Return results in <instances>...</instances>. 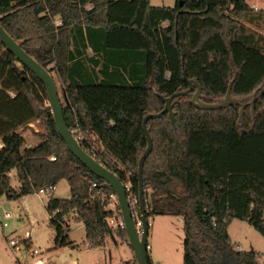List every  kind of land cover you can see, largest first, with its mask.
<instances>
[{
	"label": "trees",
	"instance_id": "trees-1",
	"mask_svg": "<svg viewBox=\"0 0 264 264\" xmlns=\"http://www.w3.org/2000/svg\"><path fill=\"white\" fill-rule=\"evenodd\" d=\"M247 1L0 0L2 28L60 81L64 120L80 147L137 196L142 121L162 111L159 96L195 80L201 101L217 103L235 74L231 96L243 104L261 88L242 116L236 105L197 110L189 95L172 102L174 128L167 115L146 123L153 144L142 173L146 217L182 219V264H259L256 252L235 250L227 232L239 220L264 234V43L244 34V22L261 20ZM47 100L40 80L1 45L0 196L16 200L65 180L70 197L45 203L54 246L69 244L72 216L90 247L103 246L115 232L106 210L113 191L67 150ZM35 121L45 134L26 148L22 131Z\"/></svg>",
	"mask_w": 264,
	"mask_h": 264
},
{
	"label": "rangeland",
	"instance_id": "rangeland-1",
	"mask_svg": "<svg viewBox=\"0 0 264 264\" xmlns=\"http://www.w3.org/2000/svg\"><path fill=\"white\" fill-rule=\"evenodd\" d=\"M153 7H174L176 0H149ZM249 6H258L259 12L254 16L264 18V0L251 1ZM250 14V13H249ZM245 36L257 37L262 34L264 40V24L261 22H244ZM259 26V27H258ZM51 66H48L50 69ZM53 76L60 102L64 106L60 81ZM49 107L48 100L44 104ZM32 127L22 131L24 146L34 147L42 141L45 126L41 121H35ZM10 185L18 189L15 172L10 174ZM68 199L70 190L67 182L61 180L50 191L34 193L16 200H7L0 196V264H136L133 253L128 245L127 236L114 234L107 237L103 246L92 248L85 239L84 226L76 222L72 216L68 221V242L62 247L53 244L54 231L49 226V217L45 210V203L49 196ZM13 214L14 218L3 219V216ZM147 252L150 264H182L184 232L182 222L172 216H155L149 218ZM6 223V226L2 225ZM231 244L244 252L253 249L256 260L263 263L264 234H260L247 223L233 220L227 229ZM29 234V235H28ZM29 239V240H28ZM10 240L18 241L16 248L11 247ZM28 246V247H27ZM36 250L37 254L33 255Z\"/></svg>",
	"mask_w": 264,
	"mask_h": 264
},
{
	"label": "water",
	"instance_id": "water-1",
	"mask_svg": "<svg viewBox=\"0 0 264 264\" xmlns=\"http://www.w3.org/2000/svg\"><path fill=\"white\" fill-rule=\"evenodd\" d=\"M182 1H180V6ZM0 43L3 45L4 49L12 54L17 60L18 64L30 73L35 75L43 86L46 89L49 108L53 117L54 124L56 126L57 132L64 141L67 150L83 164L88 171L93 174L95 177L103 181L101 185L103 188H110L116 196L118 208L124 223V230L127 236L128 245L133 253L136 264H150L148 253L146 250L147 247V238H148V229L149 221L146 217V206L144 199L143 191V166L146 158L152 150V139L150 137L149 131L146 129V123L148 120L161 118L164 115H167L171 126L175 127V113L172 110V102L174 99L179 97L190 96L189 103L196 108L197 110H207V111H216L222 110L228 106L236 105L240 107V116L243 115L244 109L247 105H250L253 108L257 91L261 88H258L253 94L250 103L243 104L241 99H237L231 96V89L234 81L236 80L237 74L234 75V78L228 84L227 92L222 100L217 103L207 104L201 101V86L195 80H188V88L184 91L176 92L173 95L164 98L159 96L161 102L164 104V108L161 112L155 114H147L142 121V130L146 138L147 146L144 150L142 156L138 161L137 167V190H138V214L139 220L141 223V233L137 232L135 227V220L133 218L132 210L130 209L125 189L123 184L117 178V176L108 170L103 165L99 164L95 159L88 155L79 145L78 141L71 134L69 129L66 126L64 115H63V106L60 102L58 95L57 86L51 72L48 68L41 66L33 57L28 55L20 45L14 41L2 28L0 25ZM63 99L67 102L64 92ZM176 102V101H174ZM253 249H250L249 253H253Z\"/></svg>",
	"mask_w": 264,
	"mask_h": 264
},
{
	"label": "built area",
	"instance_id": "built-area-1",
	"mask_svg": "<svg viewBox=\"0 0 264 264\" xmlns=\"http://www.w3.org/2000/svg\"><path fill=\"white\" fill-rule=\"evenodd\" d=\"M0 49H1V43H0ZM10 95L13 96L12 93H10ZM71 134H72V132H71ZM77 139H80V138H77ZM54 159H55L54 157L50 158L51 161H53ZM92 186L95 187V186H97V184L93 183ZM123 186H124V189H125V193H126V197H127L130 209L132 210L133 218L135 220L134 221L135 222V227L137 229V232L140 234L141 233V223H140V220L138 218L139 217L138 211H136V208H138V196L135 195L133 193V191L131 190L130 183L123 184ZM52 189L53 188H51V187L47 188L48 191H50ZM47 190H44V191L40 190L38 193L42 194L44 192H47ZM106 210L110 212V216L107 218L108 225L113 230H116V231L124 230V223H123V220H122V217H121V214H120V210L118 208L116 196H115L114 193H112V194H110L108 196V204L106 206ZM11 218H14L13 214L6 213L3 216V219H11ZM149 225H150V223H149ZM2 226L5 227L6 223H4ZM9 244H10L11 247L16 248V246L18 245V241L10 240ZM150 249L151 248H150L149 244L147 243V247H146L147 252ZM238 251H240V250L238 249ZM36 254H37V251L34 250L33 251V255H36ZM36 264H44V262L43 261H38Z\"/></svg>",
	"mask_w": 264,
	"mask_h": 264
},
{
	"label": "crops",
	"instance_id": "crops-1",
	"mask_svg": "<svg viewBox=\"0 0 264 264\" xmlns=\"http://www.w3.org/2000/svg\"><path fill=\"white\" fill-rule=\"evenodd\" d=\"M251 1H258V0H250V1H247V4H248V6H249V2H251ZM92 4H88V5H86V10H90V9H92ZM249 9H250V11L251 12H253V13H258L259 12V8H258V6H249ZM257 22H261V24H264V18H262L260 21H257ZM167 25V23L165 22V23H163L162 24V27H165ZM259 27V26H258ZM256 39L257 40H259V44H263L264 43V40H263V38H262V34H259V35H257V37H256ZM86 52V56H87V58H90L91 56H92V52L88 49V50H86L85 51ZM33 123H30V124H28V127H32L33 125H32ZM176 218H178V217H176ZM178 220L180 221V222H182V219L181 218H178ZM238 249L240 250V251H242V252H244L242 249H240L239 247H238ZM254 251V250H253Z\"/></svg>",
	"mask_w": 264,
	"mask_h": 264
}]
</instances>
